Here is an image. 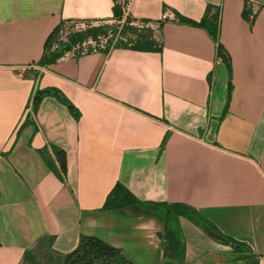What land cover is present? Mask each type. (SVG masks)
<instances>
[{"label":"crops","instance_id":"1","mask_svg":"<svg viewBox=\"0 0 264 264\" xmlns=\"http://www.w3.org/2000/svg\"><path fill=\"white\" fill-rule=\"evenodd\" d=\"M113 2L0 0V264L81 236L132 264H264V7L250 20L243 0H134L132 17L174 20L40 65L62 21L106 22ZM170 205L193 217H170L180 258Z\"/></svg>","mask_w":264,"mask_h":264},{"label":"built area","instance_id":"2","mask_svg":"<svg viewBox=\"0 0 264 264\" xmlns=\"http://www.w3.org/2000/svg\"><path fill=\"white\" fill-rule=\"evenodd\" d=\"M243 1L250 12V20L254 18L260 8L264 7V1L261 0ZM113 3L118 10V15L106 22L62 21L48 38L46 53L60 52V60L76 59L100 53L108 54L117 45L125 42L126 28H132L136 33L146 30L158 31L161 23L174 20V14L170 10H166L160 21L157 22L134 18L131 15L134 0H114ZM91 29L101 30L95 36L87 35ZM74 35H81L82 37L71 42Z\"/></svg>","mask_w":264,"mask_h":264},{"label":"trees","instance_id":"3","mask_svg":"<svg viewBox=\"0 0 264 264\" xmlns=\"http://www.w3.org/2000/svg\"><path fill=\"white\" fill-rule=\"evenodd\" d=\"M118 15V14H117ZM194 25H197L199 27H205L212 38L216 40V34L213 32L205 23V20L200 21L199 23H193ZM129 29L126 28L125 31ZM94 30L98 29H91L87 32L88 35L93 34ZM136 33V32H134ZM144 33V32H143ZM143 33L136 34L142 35ZM92 36V35H91ZM81 35H74L71 38V42H74L78 39H80ZM48 49V40L45 44V50L42 55V60H40V65H46L53 61H55L60 55V52H54V53H46V50ZM41 98V94H36L34 96V104H36ZM116 190L112 192L115 193ZM131 204L128 201L121 202L120 204H114L110 197L107 199L106 204L104 206V209L112 208V207H123V206H130ZM167 211L165 215V230L163 234V238L168 243V252H166V255L170 258H180L182 254V245L180 238L178 236V233L176 229L172 226V221L170 219L172 216H184L188 219H193L191 216L192 214L183 206L180 205H170L166 206ZM45 247L48 251V254H51L50 251V244H43L38 243L36 247ZM54 254V253H52ZM56 255V254H55ZM58 258V264H132L130 261H128L120 252V250L106 244L105 242L89 236H81L78 246L75 250H73L71 253L66 255H56ZM51 257V256H49ZM54 263V261H53ZM22 264H37L36 257L33 250L27 251L23 258ZM55 264V263H54Z\"/></svg>","mask_w":264,"mask_h":264},{"label":"rangeland","instance_id":"4","mask_svg":"<svg viewBox=\"0 0 264 264\" xmlns=\"http://www.w3.org/2000/svg\"><path fill=\"white\" fill-rule=\"evenodd\" d=\"M101 29H98L100 31ZM99 33V32H98ZM88 35V34H87ZM34 251L37 264H58V258L55 254H48L45 247H35L32 249ZM51 256V257H49ZM54 261V263H53Z\"/></svg>","mask_w":264,"mask_h":264}]
</instances>
